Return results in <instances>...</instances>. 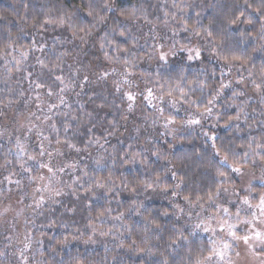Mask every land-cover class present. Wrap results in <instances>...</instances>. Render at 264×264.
Listing matches in <instances>:
<instances>
[{
    "label": "trees",
    "instance_id": "trees-1",
    "mask_svg": "<svg viewBox=\"0 0 264 264\" xmlns=\"http://www.w3.org/2000/svg\"><path fill=\"white\" fill-rule=\"evenodd\" d=\"M153 27L198 42L201 62L146 65L155 45L144 36ZM10 48L28 57L6 72L12 81L0 79V183L34 187L41 173L6 141L10 115L24 140L71 158L66 168L78 174L69 189L43 196L28 219L41 240L35 262L209 257V239L172 205L210 207L239 188L233 169L264 171V96L247 103L234 90L221 95L231 71L264 89V0H0V54ZM167 103L199 120L177 135L161 132ZM252 192L264 195V186ZM90 239L96 246L80 247Z\"/></svg>",
    "mask_w": 264,
    "mask_h": 264
},
{
    "label": "rangeland",
    "instance_id": "rangeland-1",
    "mask_svg": "<svg viewBox=\"0 0 264 264\" xmlns=\"http://www.w3.org/2000/svg\"><path fill=\"white\" fill-rule=\"evenodd\" d=\"M143 27L149 29V26ZM148 31L151 35L144 37L152 38L155 45L152 56L145 63L149 67L173 61L186 65L201 62L204 47L198 42H191L188 36L181 37L180 33L173 31L166 35L164 31L154 27ZM39 40L37 38V42ZM27 57L26 54L19 55V50L14 48L1 53L0 79L7 77L12 81V75L7 73L15 74L17 70H21V58L25 61ZM209 61L214 62L215 59L210 58ZM8 87L9 90L13 88L11 83ZM229 89L235 91L234 98L237 101L240 98L247 103H256L264 96V89L252 86L236 71L227 73L221 89L222 97ZM167 104L171 107L167 108L169 116L166 123L159 126L161 132L166 131L169 136L177 135L181 130L190 129L191 124L199 120L190 113H183L174 103ZM159 113L160 111L157 112ZM178 116L184 118L177 119ZM8 118L12 123L7 131L10 138L7 137L6 141H13L16 148H21L24 156L29 155L28 161H32V165L39 168L41 173L34 187L27 183L17 184L14 178L0 183V264H37L35 252L41 240L36 237L35 227L31 225L33 222L29 223L28 219L42 207L43 196L51 195V191L58 194L61 189L68 188V183L74 182L78 174L75 170L66 168L71 158H66L59 152L51 153L50 145H41L35 138L29 142L24 140L23 125L16 126L12 115ZM207 122L205 120L203 125ZM4 138L0 134V139ZM31 147L39 157L33 159V154L29 153ZM220 160L226 165L223 158L220 157ZM233 173L239 182V188L223 191L216 204L198 210L189 203L185 206L172 205L178 219L186 227L189 226L193 232L211 242V253L201 264H264V195L252 192L254 185L264 186V171L233 169ZM136 198L138 204L142 205L143 196L140 194ZM97 243L98 241L90 239L80 241L79 245L91 248Z\"/></svg>",
    "mask_w": 264,
    "mask_h": 264
}]
</instances>
